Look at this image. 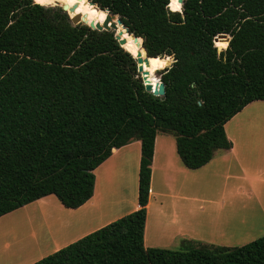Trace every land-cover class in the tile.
I'll return each mask as SVG.
<instances>
[{"label":"trees","instance_id":"1","mask_svg":"<svg viewBox=\"0 0 264 264\" xmlns=\"http://www.w3.org/2000/svg\"><path fill=\"white\" fill-rule=\"evenodd\" d=\"M92 1L142 37L144 68L152 82L162 68L165 93L145 89L140 40L120 24L126 49L112 30L70 22L103 21L87 0H0V216L46 195L81 206L112 149L140 141L138 208L31 264H264V235L182 249L143 239L157 134L174 136L181 163L197 169L231 147L224 124L264 100V0H183L181 12L177 0ZM219 33L230 35L220 51Z\"/></svg>","mask_w":264,"mask_h":264},{"label":"crops","instance_id":"2","mask_svg":"<svg viewBox=\"0 0 264 264\" xmlns=\"http://www.w3.org/2000/svg\"><path fill=\"white\" fill-rule=\"evenodd\" d=\"M262 101L264 100L248 103L224 124L231 147L215 151L213 157L197 169L186 168L179 157L181 166L174 164L172 169L170 160L175 158L170 159V153L173 148L171 147V152L163 158L159 154L161 151H159L156 136L150 165V188L144 224L143 239L146 247H168L162 242L176 241L188 236L194 237L189 223L195 210L204 211L212 202H216L218 211H222V220L231 234H236L238 238L248 241L264 235V102ZM256 118L259 120H254ZM133 151H136L134 154L136 162L133 166L138 174L140 141L132 140L122 147L112 149L110 156L96 167L102 171L105 182L112 180L116 165L127 156L129 158L128 154ZM155 172L160 173V178L158 177L161 179L160 185L154 182ZM176 172L184 175V185L182 182L177 183L174 176ZM108 188L109 193L112 186ZM97 189L94 181L92 196L81 206L72 210L74 211L72 214H76L80 220L76 224H71L67 220L69 215L61 210V203L56 204L55 200L50 198L52 195H46L28 203V207L34 205L33 209L39 216L41 214V219L46 216L47 220L42 219L41 226L52 229L48 220L59 223L63 221L60 226L72 231L69 232L70 238L54 245L51 252L138 208L137 201H134L123 207L121 211H115L109 216L111 208L102 198L105 192ZM154 194L157 197H153ZM164 198L168 199L167 203ZM51 208H55V211ZM97 217L100 218L96 219ZM84 226L86 228L80 231ZM147 242H149L148 245ZM33 260L29 261L30 263L27 260L21 264H31L36 261Z\"/></svg>","mask_w":264,"mask_h":264},{"label":"rangeland","instance_id":"3","mask_svg":"<svg viewBox=\"0 0 264 264\" xmlns=\"http://www.w3.org/2000/svg\"><path fill=\"white\" fill-rule=\"evenodd\" d=\"M216 48L220 51L223 50L225 47L219 48L216 46ZM172 61L173 56L170 55V61L166 66H169ZM158 70L153 72V77L159 78V74L157 73ZM254 120H259V118H256ZM157 142L160 148L159 151H161L159 154L162 155L163 158L165 156L167 157L168 153L171 152L170 148H173V151L170 153V159H175L170 160V167L173 169L174 164H176V166H181L178 156L175 152L174 136L167 133H159L157 135ZM134 154H136V151L130 152L128 154L129 158L127 156L125 160L119 161V163L116 165V169L113 172V177L111 178L112 180H109V182H105L102 177V171H100V169L95 168L96 170L94 169L93 171L95 178L94 181L96 182V188H98L97 190L102 189L105 192L103 193L104 196L102 198L104 202H107L109 208H111V212L108 214L109 216H111L113 212H119L123 209V207H126L134 201H137L138 174L135 170V167L133 166V163L136 162L134 159ZM166 171L168 172V170ZM159 174V172H155L154 179L155 184L158 185L161 184ZM174 176L177 180V183L182 182V185L185 184V178L183 174L176 172L174 173ZM107 186H112L111 191L109 193L107 190ZM99 195L100 191L98 196ZM153 197L157 196L154 194ZM50 198L55 200L56 204H60L55 195L50 196ZM213 199H215V197ZM164 200L166 203L168 202L167 198H164ZM51 205L53 204L51 203ZM33 206L34 205H30L28 207V204H26L23 207H20L0 216V264H21V262L27 260L28 262L34 261L33 259L37 261L40 258L52 253L51 249L54 245H58L59 243L66 241L70 238L69 234L72 231L70 229L65 228L64 226H60V223H62L63 221H60L59 223L58 221L51 222L50 220H48L47 222L50 224L52 229H47L41 226L42 219L44 221L46 216H44V218L42 217L41 219V214L39 216L38 212L33 209ZM60 206L61 210L65 214L69 215L67 216V220H69L71 224L78 223L79 219L77 215L72 214L74 213V211H72L73 209H67L61 204ZM51 209H54L55 211V208ZM69 211L71 213H66ZM61 215L63 214L61 213ZM99 218L100 217H97L96 219ZM224 224L225 223L222 220V211H218L216 202H212L208 204L207 208L204 211L198 209L195 210V213L193 214L189 223L190 231L194 235V237L188 236L182 239H176V241L166 240L162 242V244L168 246L166 248L182 249L183 239H188L195 245L215 244L223 246H240L242 244L250 242L248 240L238 238L237 236H235L236 234H231L227 226ZM85 228V226L82 227L80 231H83ZM148 243L149 242H147V245ZM40 255L42 256L39 257Z\"/></svg>","mask_w":264,"mask_h":264},{"label":"water","instance_id":"4","mask_svg":"<svg viewBox=\"0 0 264 264\" xmlns=\"http://www.w3.org/2000/svg\"><path fill=\"white\" fill-rule=\"evenodd\" d=\"M89 5L95 6L96 9L101 10L103 12H105V17L103 19L102 22L99 21H93L90 20L89 22H85V21H80V16L78 13H75L73 15L68 14V12L61 8L63 12H66L68 14V17L70 19V22L73 25L79 24V23H83L88 25L89 27H91L92 29H97V30H112L114 31V37L115 39L118 41L119 45L121 47H123L124 49H126L125 43L127 42L126 37H124L122 35V30H118V24H120L122 26V28L125 30L126 34L128 36H131L134 42H137L140 39V44H141V48L144 51V56L142 55V52L140 50L136 51L135 54H132V56L136 59V64H137V71L140 74V77L142 79V82L144 84V87L146 90L151 91L154 95L156 96H163L165 93L164 90V83L160 80V78L157 77V81L156 82H152V80L150 79L149 75L150 72L149 70L144 68V65H148V59L150 56L147 55L145 48L143 47V39L140 36H136L133 33H131L128 29L127 26L124 25V23L122 22L121 18L119 17L118 14H113L110 13L109 10L107 8L102 9L100 8L96 3H94L92 0H87ZM180 4V8L178 9V11L181 12V8H182V3L183 0H177ZM73 6H76V4H73ZM170 9V8H169ZM172 10V9H171ZM116 18V21H114L112 18ZM218 39H224L227 41V44L230 40V35L227 33H219L217 34L214 38H213V43L216 46V41ZM128 51V50H127Z\"/></svg>","mask_w":264,"mask_h":264},{"label":"bare ground","instance_id":"5","mask_svg":"<svg viewBox=\"0 0 264 264\" xmlns=\"http://www.w3.org/2000/svg\"><path fill=\"white\" fill-rule=\"evenodd\" d=\"M55 7H59V8H63V9H66V5H57V6H55ZM140 40V39H139ZM227 46V45H226ZM141 50H143L142 48H141ZM144 52V51H143ZM136 53V52H135ZM166 56H168V55H166ZM107 189H108V186H107Z\"/></svg>","mask_w":264,"mask_h":264}]
</instances>
